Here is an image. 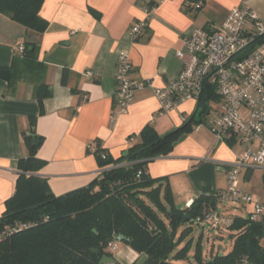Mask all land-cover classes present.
<instances>
[{"label": "crops", "instance_id": "crops-1", "mask_svg": "<svg viewBox=\"0 0 264 264\" xmlns=\"http://www.w3.org/2000/svg\"><path fill=\"white\" fill-rule=\"evenodd\" d=\"M199 1L202 7L197 9ZM243 3L264 22V0H45L40 12L48 23L44 34L0 14V66H11L21 54L19 48L35 44L46 68L40 82L52 90L41 114L34 82L23 80L10 90L0 79V218L5 202L16 192L19 161L28 155L23 133L29 132L31 118L36 120L34 132L44 139L38 158L45 166L37 176L59 197L88 186L99 174L95 157L87 152L95 141L119 159L140 141L146 127L166 135L182 127V117L190 120L201 113L198 102H187L159 116V101L152 89H145L135 95L126 114L114 118L118 57L129 55L134 80H153L155 87L163 88L183 70L176 52L182 49L184 36L219 27ZM153 4L156 6L147 16L144 9ZM138 21H146L148 27L134 42L129 31ZM88 72L93 78L85 76ZM207 106L208 112L200 120L195 116L198 123L182 135L172 152L147 167L153 179H164L163 185L170 186L174 204L181 210L201 196L220 198L228 187L227 173L244 150L236 140H216L209 123L221 100ZM255 169L243 170L240 177L250 181ZM261 171V187L247 192L239 189L264 203V169ZM221 232L226 233L225 229ZM113 258L120 264H143L146 257L120 243Z\"/></svg>", "mask_w": 264, "mask_h": 264}, {"label": "trees", "instance_id": "trees-1", "mask_svg": "<svg viewBox=\"0 0 264 264\" xmlns=\"http://www.w3.org/2000/svg\"><path fill=\"white\" fill-rule=\"evenodd\" d=\"M44 1L0 0V14L27 30L44 34L48 29V23L40 17ZM263 42L264 35L257 37L242 55ZM45 71L38 59V47L28 43L11 66H0V79L10 90L23 80L34 82L43 114L44 101L52 96L51 88L40 82ZM62 83L66 84V72ZM213 100L219 97L208 85L198 101L202 116ZM195 116L162 136L151 126L146 127L139 135L140 141L119 159L95 141L87 152L95 157L99 174L88 186L59 197L37 176L45 166L38 158L44 139L34 132L36 120L31 118L29 132L23 133L28 155L19 161L16 192L5 202L0 232L16 224L29 227L0 238V264H99L104 256L113 257L107 247L119 236L126 238L121 243L146 257L143 264H181L188 260L191 243L180 245L190 230L185 229L178 238L179 230L207 213L219 214L220 198L201 196L187 209H178L170 186L163 185L164 179H153L147 167L154 159L172 152L182 135L198 123ZM186 217L191 220L185 221ZM225 231L234 240L232 252L203 262L202 248L197 244V264H236L244 256L254 264H264V216L256 222L249 216L247 220L234 217Z\"/></svg>", "mask_w": 264, "mask_h": 264}, {"label": "built area", "instance_id": "built-area-1", "mask_svg": "<svg viewBox=\"0 0 264 264\" xmlns=\"http://www.w3.org/2000/svg\"><path fill=\"white\" fill-rule=\"evenodd\" d=\"M155 6L144 10L150 16ZM202 2L196 4L200 9ZM146 21L131 26L129 35L138 41L147 31ZM264 35V22L247 3L233 8L219 27L197 29L184 36L183 47L176 52L182 61L180 76L168 82L163 88L154 86L149 79L134 80L131 76L134 66L127 54L118 57L115 81L118 87L114 118L126 114L135 95L145 89H152L159 101V116L178 109L181 104L198 102L205 87L210 85L221 100L219 111L209 123V129L216 140H236L244 147L237 162L227 173V190L220 196L222 201L233 205H249V220L256 222L264 216V203L244 194L239 189L241 172L249 168L264 169V42L251 53L243 52ZM20 53L24 47L19 48ZM240 56V57H239ZM93 78V74H85ZM182 122L187 119L182 117ZM233 218H224L217 212L207 213L196 219L203 228L219 231L228 229ZM16 224L0 232V238L14 235L28 228ZM218 234V233H217ZM120 242L112 241L107 250L115 255ZM236 264H254L244 256Z\"/></svg>", "mask_w": 264, "mask_h": 264}, {"label": "rangeland", "instance_id": "rangeland-1", "mask_svg": "<svg viewBox=\"0 0 264 264\" xmlns=\"http://www.w3.org/2000/svg\"><path fill=\"white\" fill-rule=\"evenodd\" d=\"M196 118L198 120L202 118L200 112L197 114ZM261 170L262 169L260 168L255 169L254 175L250 181H243L241 176L240 177L241 183L239 187L241 189H245L246 192L250 191L251 188L258 186L261 187V185L263 184L262 181L263 172ZM218 210L222 217H226V218L240 217L247 220L249 216V211L252 210V207L248 205L247 208H245L240 205H233L231 202L228 201H219ZM185 229L190 230V233L183 240L180 247H183L190 242L191 251L188 255V260L181 262V264H197L194 258L197 244H200L202 248L203 262L212 259L217 254L227 255L231 253L233 250L234 240L229 236L227 232L224 233L221 232V230L215 231L207 227L203 228L202 226L194 222L192 224L189 223L183 228H181V230H179L178 233V238ZM219 247H221L220 251L218 250Z\"/></svg>", "mask_w": 264, "mask_h": 264}, {"label": "water", "instance_id": "water-1", "mask_svg": "<svg viewBox=\"0 0 264 264\" xmlns=\"http://www.w3.org/2000/svg\"><path fill=\"white\" fill-rule=\"evenodd\" d=\"M188 220H191V217H186L185 218V221H188ZM118 242H125L126 241V238L123 237V236H119L117 238ZM219 251L221 250V247H219L218 249ZM225 251V250H224ZM99 264H117V261L113 258V257H110V256H104L100 263Z\"/></svg>", "mask_w": 264, "mask_h": 264}]
</instances>
